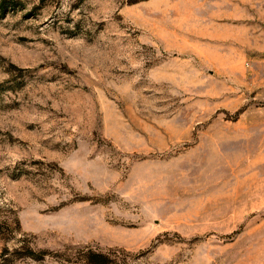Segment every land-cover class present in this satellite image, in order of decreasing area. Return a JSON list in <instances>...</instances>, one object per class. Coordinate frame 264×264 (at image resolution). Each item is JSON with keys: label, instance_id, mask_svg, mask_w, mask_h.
Returning <instances> with one entry per match:
<instances>
[{"label": "rangeland", "instance_id": "obj_1", "mask_svg": "<svg viewBox=\"0 0 264 264\" xmlns=\"http://www.w3.org/2000/svg\"><path fill=\"white\" fill-rule=\"evenodd\" d=\"M11 1L0 264H264V0Z\"/></svg>", "mask_w": 264, "mask_h": 264}, {"label": "trees", "instance_id": "obj_2", "mask_svg": "<svg viewBox=\"0 0 264 264\" xmlns=\"http://www.w3.org/2000/svg\"><path fill=\"white\" fill-rule=\"evenodd\" d=\"M2 6L4 7L8 6L9 8H12L13 3L11 0H0V8ZM3 255H4V251L0 253L1 257ZM26 256L31 259H36V260L42 258V254L40 252H34L31 250H29L26 253ZM78 256H79V259L86 264H109V261L104 257L103 254L94 253V252L88 251V249L79 250Z\"/></svg>", "mask_w": 264, "mask_h": 264}]
</instances>
